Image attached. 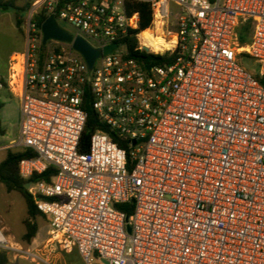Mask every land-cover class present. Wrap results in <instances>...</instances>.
I'll use <instances>...</instances> for the list:
<instances>
[{
  "label": "built area",
  "instance_id": "1",
  "mask_svg": "<svg viewBox=\"0 0 264 264\" xmlns=\"http://www.w3.org/2000/svg\"><path fill=\"white\" fill-rule=\"evenodd\" d=\"M127 1L151 6L149 29ZM40 13L116 48L89 70L70 43L42 46ZM144 32L173 42L155 47ZM24 33L0 90L20 104L9 148L35 155L20 177L55 170L27 189L49 229L30 251L0 228V251L45 264L72 250L84 264H264V0H33ZM86 93L109 133L80 153Z\"/></svg>",
  "mask_w": 264,
  "mask_h": 264
},
{
  "label": "trees",
  "instance_id": "2",
  "mask_svg": "<svg viewBox=\"0 0 264 264\" xmlns=\"http://www.w3.org/2000/svg\"><path fill=\"white\" fill-rule=\"evenodd\" d=\"M16 1L17 0H0V11L13 12L16 26L21 31L22 17L29 10L33 0H26L24 7H18L16 5ZM125 8L128 15L136 14L138 16V31H143L150 28L152 22V12L151 6L148 3L127 1L125 3ZM45 20L46 17L42 13L37 16L36 23L38 29L41 28V25ZM251 30L252 29L249 23L241 24L237 28L236 34L240 47L245 46L250 41ZM128 42L129 49H133L137 45L135 39H129ZM242 56L245 55L242 54ZM157 59H161V57H157ZM1 107L2 105L0 103V109ZM83 109L86 113V123L79 144L80 153L87 152L92 133L98 130L109 133L106 126L98 119L97 114L92 107L89 93H86L84 96ZM111 135L113 136V134ZM113 139L114 141H117L115 138ZM118 145L120 147H124V144L122 143H119ZM33 157H35L34 153L28 149L16 150L15 152L8 151L5 159L0 163V184H3L8 192H18L24 198L26 203L28 217L23 222L25 226V233L22 236V240L26 243H30L37 232V226L33 220H35V218L38 216H43L37 211L31 196L24 188V185L27 182H37L40 180L49 181L55 174V170L53 168H49L43 175H34L29 181L23 180L19 174L18 164L22 159ZM121 208L126 211L127 215H130L131 205L122 206ZM0 264H9L6 252L0 251Z\"/></svg>",
  "mask_w": 264,
  "mask_h": 264
},
{
  "label": "rangeland",
  "instance_id": "3",
  "mask_svg": "<svg viewBox=\"0 0 264 264\" xmlns=\"http://www.w3.org/2000/svg\"><path fill=\"white\" fill-rule=\"evenodd\" d=\"M25 4L26 0L16 1V5L18 7H24ZM11 13L14 14L13 12ZM26 13L22 17L21 27L23 28V32L26 28ZM0 16V18H8L10 15L0 14ZM59 24L71 34H76L75 30L71 26L61 21H59ZM6 36L8 37L7 34ZM165 39H167V37H165ZM13 44L16 45V42ZM91 44H93V42H91ZM241 48H245V46ZM121 50H123V48H121ZM238 63L249 73L257 74L258 65L246 56L238 57ZM0 102L2 103V108L0 109L1 163L5 159L8 151H16L14 148H9V145L17 142L19 139L20 105L17 99L1 91ZM27 217V209L24 198L16 191L8 192L6 187L3 184H0V228H2L14 241L20 244L24 250L34 251L36 249H42L44 242L47 239L49 224L43 217H36L35 220H33L37 226L36 235L30 243H26L22 240V236L25 233V226L23 222L27 219ZM7 257L10 260L9 264H45L42 262L31 263L27 260L21 259L20 257L15 258L13 253H9ZM48 258L49 264H84L82 258L76 250L69 252L59 251L49 255Z\"/></svg>",
  "mask_w": 264,
  "mask_h": 264
},
{
  "label": "water",
  "instance_id": "4",
  "mask_svg": "<svg viewBox=\"0 0 264 264\" xmlns=\"http://www.w3.org/2000/svg\"><path fill=\"white\" fill-rule=\"evenodd\" d=\"M41 34H42V46H45L46 42L53 40L62 43H67L72 45V49L79 53L85 60L88 69L91 70L95 60L101 54L110 53L116 45L109 46L103 51L94 49L86 42L83 38L77 36L73 38L71 33L58 25L53 16L48 17L43 24L41 25ZM149 69V67H146ZM30 186V183H26L24 188L27 190ZM128 233H130V227H127Z\"/></svg>",
  "mask_w": 264,
  "mask_h": 264
},
{
  "label": "crops",
  "instance_id": "5",
  "mask_svg": "<svg viewBox=\"0 0 264 264\" xmlns=\"http://www.w3.org/2000/svg\"><path fill=\"white\" fill-rule=\"evenodd\" d=\"M0 14L10 15L8 18H0V82L4 83L9 73L11 60L25 50L26 42L23 28L21 27L20 31L16 26L14 14L1 11ZM14 42H16V45L13 44ZM0 91L10 95L6 89ZM8 261L10 263L9 258Z\"/></svg>",
  "mask_w": 264,
  "mask_h": 264
},
{
  "label": "bare ground",
  "instance_id": "6",
  "mask_svg": "<svg viewBox=\"0 0 264 264\" xmlns=\"http://www.w3.org/2000/svg\"><path fill=\"white\" fill-rule=\"evenodd\" d=\"M141 38L145 39L146 41H148L149 43H151L153 46H165L168 47L170 46V44H172L173 39L171 38L170 42H167L164 40V38L160 35L157 37H152L149 32H144L141 36ZM245 48H240V52L244 51Z\"/></svg>",
  "mask_w": 264,
  "mask_h": 264
}]
</instances>
